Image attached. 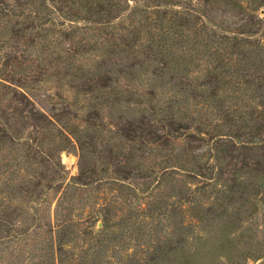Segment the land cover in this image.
Segmentation results:
<instances>
[{"label": "rangeland", "instance_id": "obj_1", "mask_svg": "<svg viewBox=\"0 0 264 264\" xmlns=\"http://www.w3.org/2000/svg\"><path fill=\"white\" fill-rule=\"evenodd\" d=\"M262 140L264 0H0V264L239 261Z\"/></svg>", "mask_w": 264, "mask_h": 264}, {"label": "trees", "instance_id": "obj_2", "mask_svg": "<svg viewBox=\"0 0 264 264\" xmlns=\"http://www.w3.org/2000/svg\"><path fill=\"white\" fill-rule=\"evenodd\" d=\"M251 42V41H250ZM235 137H232V141L229 140H219L217 142V145H225V147H228V145H232L235 146V144L238 143H242L243 142V137H240L239 135H233ZM235 140V141H234ZM234 141V142H233ZM263 144H264V140H262ZM234 143V145H233ZM239 144V145H240ZM214 147V146H213ZM4 157V156H3ZM259 165H261V162H259L258 164V168L260 169V171H262L260 177L258 178L257 181V186L258 189L262 188L264 189V166L263 169H261V167H259ZM103 216L105 218V224L103 225L104 229L108 228V218H110V211L105 209H102ZM57 218H58V213H57ZM3 219L0 220V228L1 227H5L6 224L2 222ZM59 227H61V230L59 232V236L58 239L56 241L57 244V251L59 254V259H60V263L59 264H88V257H89V250L85 252V255L82 258H79V261H76L77 259H74V251H72V253L70 254L68 251H66V246H70V242H72L71 240V229L70 226H72V220L71 217H69V213L62 215L61 219L59 220ZM11 225L13 226L14 224L11 223ZM15 226V225H14ZM8 229H10L11 227H7ZM14 229V228H11ZM252 234H250V236L248 237V241L245 243L248 245L250 252L246 255H241L238 258H240L241 260L239 261H234V263L232 262L231 264H240L239 262H245V260H252V261H261V264H264V244L257 241L256 239V233L255 231L251 230ZM70 233V234H69ZM11 233L8 232V236H10ZM242 237L243 234H240L237 239L232 237V233L228 230V228H225L222 231L221 237H220V242H219V246L217 248L220 249L221 252H223V255L221 256V261L222 264H230L229 261H231L232 259V255H233V251L232 249L236 248L238 245H240L242 242ZM6 240V238H5ZM52 238H50L49 241H51ZM53 246V245H52ZM76 248V246H75ZM96 248V247H95ZM233 249V250H234ZM91 250V249H90ZM96 254V251H95ZM99 255V253L97 254ZM52 258V259H51ZM50 259L48 258L47 261H42L39 264H56V260H55V256H54V252L52 251V257ZM220 258V257H219ZM244 260V261H242ZM93 264H97V262H94Z\"/></svg>", "mask_w": 264, "mask_h": 264}]
</instances>
